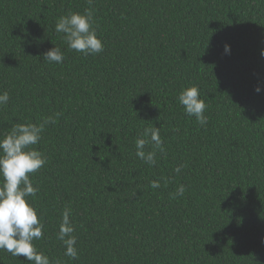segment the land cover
Listing matches in <instances>:
<instances>
[{
    "label": "trees",
    "instance_id": "16d2710c",
    "mask_svg": "<svg viewBox=\"0 0 264 264\" xmlns=\"http://www.w3.org/2000/svg\"><path fill=\"white\" fill-rule=\"evenodd\" d=\"M86 9L98 55L55 31ZM55 45L63 63L43 60ZM262 51L264 0H0V139L15 123L56 121L31 146L48 161L30 177L37 250L61 264H264ZM193 86L206 126L178 101ZM152 126L164 142L155 166L135 155ZM65 207L76 260L57 239ZM0 264L31 262L0 250Z\"/></svg>",
    "mask_w": 264,
    "mask_h": 264
},
{
    "label": "clouds",
    "instance_id": "9594fccd",
    "mask_svg": "<svg viewBox=\"0 0 264 264\" xmlns=\"http://www.w3.org/2000/svg\"><path fill=\"white\" fill-rule=\"evenodd\" d=\"M94 25L93 12L86 9L83 13L70 12L60 17L56 22L55 31L63 34V40L69 50L83 53L85 56L98 55L103 52L104 44L98 38ZM224 50L226 54H230L231 46L225 45ZM261 55L264 56V51ZM64 59V53L56 45L43 55V60L48 63H63ZM256 92H261V88L257 87ZM9 100L8 91L0 92V107L6 106ZM178 101L188 116L195 117L201 126L207 125L208 117L204 114L207 105L200 98L198 87L182 90ZM55 122V119L49 116L38 124L15 123L11 131L0 139V250L10 253L13 257L23 256L31 264H61L59 260L53 261L48 255L37 250L34 241L43 239L45 224L43 217L38 215L28 199L35 197L38 192L30 178L31 175L48 162L42 152L31 146L38 144L46 126ZM160 130L155 126L147 127L135 141V155L149 166L156 165L157 151H164ZM148 145L152 146V150H146ZM181 167L184 166L177 167L175 171L179 173ZM151 187L160 188V181H152ZM185 191V186L180 185L172 197H182ZM74 232L71 209L65 207L57 239L65 247L64 255L76 260L78 249Z\"/></svg>",
    "mask_w": 264,
    "mask_h": 264
}]
</instances>
